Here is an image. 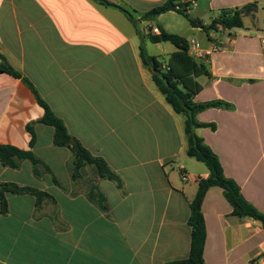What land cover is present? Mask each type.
<instances>
[{"label":"crops","instance_id":"crops-1","mask_svg":"<svg viewBox=\"0 0 264 264\" xmlns=\"http://www.w3.org/2000/svg\"><path fill=\"white\" fill-rule=\"evenodd\" d=\"M106 1L136 12V24L98 0H0V54L33 84L69 134L121 179L118 186L91 165L73 179L74 155L56 147L54 129L39 123L44 110L33 91L0 72V144L30 150L31 124L33 151L50 169L36 176L29 161L18 169L0 161V183L51 196L38 205L32 195L7 194L8 212L0 205V264H166L189 257V203L210 172L187 155L186 117L157 87L142 47L182 80L196 103L233 105L199 113V122L216 129L195 132L264 214V0H182L191 19L203 25L222 10L257 4L242 28L209 35L175 11L139 22L167 0ZM153 27L196 39L201 56L189 51L195 62L189 61L170 42L152 43L150 36L160 35ZM218 34L222 48L214 52ZM92 188L104 195L107 211L90 199ZM202 212L205 264H264L261 223L235 216L222 188L207 191Z\"/></svg>","mask_w":264,"mask_h":264},{"label":"trees","instance_id":"trees-1","mask_svg":"<svg viewBox=\"0 0 264 264\" xmlns=\"http://www.w3.org/2000/svg\"><path fill=\"white\" fill-rule=\"evenodd\" d=\"M98 1L108 7H114L121 10L132 23L136 24V12L111 4L106 0ZM256 10L257 4H249L238 9L222 10L218 17L212 20L209 25H203L200 21H194L191 19L186 10V5L182 4V0H167L163 4L142 14L139 22L141 20L152 21L162 14L175 11L188 19L190 24L194 27H202V29L209 35L212 30L218 31L219 27H222L223 30L242 28L244 26V15ZM150 40L152 43L170 42L183 52V59L195 62V60L189 55V41L182 36L162 31L160 35H151ZM141 55L145 64L150 67L154 81L162 94L166 97L168 103L173 107L176 113L184 114L186 117L185 131L188 141L187 155L204 163L210 172L208 178L199 181L196 196L189 203L190 216L188 219V225L191 228V248L189 257L184 260L168 262L166 264H205L204 250L207 232L202 212V203L207 191L211 187H220L224 190V195L233 207L235 216L239 218H251L258 221L264 229V214L259 212L244 198L240 187L233 179L226 177L218 156L195 132L198 128L209 127L213 130L216 129L214 124L199 122L197 120V115L199 113L210 108L232 109L233 105L224 101L196 103L194 101V93L182 90V80L177 79L171 70H162L161 65L159 66L155 64L154 59L146 54L143 47L141 48ZM0 58L2 59L0 72H5L15 78L21 79L35 94L38 103L44 110V115L39 120V123L50 126L54 129V145L56 147L68 148L73 153L75 159L72 178L76 179L80 170L84 166L91 165L96 169L97 174L101 178L115 182L118 186H121L120 177L110 169L106 161L101 157L93 156L76 138L72 137L63 120L55 115L50 106L41 98L33 84L26 77L22 76V74L11 68L1 54ZM149 60L153 62V66H151ZM194 66L202 68V70L207 73L206 67L202 63H199V65L194 63ZM27 130L32 136L30 141L31 149L21 150L12 145L0 144V161L5 167L11 169H18L20 162L22 161H29L33 165L34 174L39 176L42 168L47 171H50V169L33 151L36 143V134L31 124L27 126ZM7 194L32 195L36 198V203L38 205L45 199L51 198L48 193L30 186H19L13 183H0V205L2 213L8 212ZM90 199L96 201L102 210H108L104 195L97 191L96 188H92Z\"/></svg>","mask_w":264,"mask_h":264},{"label":"built area","instance_id":"built-area-1","mask_svg":"<svg viewBox=\"0 0 264 264\" xmlns=\"http://www.w3.org/2000/svg\"><path fill=\"white\" fill-rule=\"evenodd\" d=\"M219 30H223L222 27H219ZM151 32L153 34H160V30L157 27H153ZM221 36L218 34L213 40V48L212 51H218L221 50L222 48V43H221ZM189 51L191 52L192 56L194 57H198L201 56L202 54V50H201V46L199 44V42L196 39H191L189 41ZM183 179L187 180V176L184 174L183 175Z\"/></svg>","mask_w":264,"mask_h":264},{"label":"rangeland","instance_id":"rangeland-1","mask_svg":"<svg viewBox=\"0 0 264 264\" xmlns=\"http://www.w3.org/2000/svg\"><path fill=\"white\" fill-rule=\"evenodd\" d=\"M167 18H169V17H167ZM176 18L179 19V20H181V22H183V24H188L187 21H186V19H184L183 17H176ZM150 51L152 53H155V54H158V52H159L158 49H152V48L150 49ZM43 142H47V137H44Z\"/></svg>","mask_w":264,"mask_h":264}]
</instances>
